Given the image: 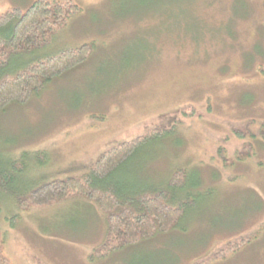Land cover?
<instances>
[{"label": "rangeland", "instance_id": "1", "mask_svg": "<svg viewBox=\"0 0 264 264\" xmlns=\"http://www.w3.org/2000/svg\"><path fill=\"white\" fill-rule=\"evenodd\" d=\"M35 1L0 0V14ZM72 1L81 11L38 58L83 44L92 54L0 116L5 167L23 154L46 160L27 164L16 187L82 178L112 146L159 130L116 180L162 185L187 169L200 197L175 229L103 259L93 255L107 226L93 204L68 198L22 212L2 197L11 264H264V0ZM240 238L250 243L210 260Z\"/></svg>", "mask_w": 264, "mask_h": 264}, {"label": "trees", "instance_id": "2", "mask_svg": "<svg viewBox=\"0 0 264 264\" xmlns=\"http://www.w3.org/2000/svg\"><path fill=\"white\" fill-rule=\"evenodd\" d=\"M80 11L72 0H37L25 11L11 8L0 14V116L10 104H26L54 79L90 57L93 46L83 44L57 55L38 58V51L49 45L70 18ZM18 58L30 62L13 72L3 73ZM162 133L153 130L131 142L112 146L82 178L55 180L24 191L16 187L15 180L25 173L27 164L32 161L37 166H44V156L41 153L33 157L23 154L10 159L6 167L0 161V198L10 199L22 212L68 198H81L93 204L107 226L106 239L94 252L96 259L151 240L186 220L197 207L201 192L198 190L201 185L198 173L187 169L176 170L162 185H131L123 178L116 180L117 173L138 161L141 150ZM18 218L19 215L12 218L11 226ZM248 243L249 238L229 242L217 249L210 260H224ZM5 247V237L0 231V264H11ZM208 261L198 264H208Z\"/></svg>", "mask_w": 264, "mask_h": 264}]
</instances>
